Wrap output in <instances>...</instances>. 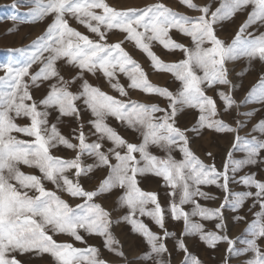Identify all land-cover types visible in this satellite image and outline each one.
Here are the masks:
<instances>
[{"label":"snow or ice","instance_id":"obj_1","mask_svg":"<svg viewBox=\"0 0 264 264\" xmlns=\"http://www.w3.org/2000/svg\"><path fill=\"white\" fill-rule=\"evenodd\" d=\"M23 2L34 5L29 9L34 21L50 15L53 20L43 35L30 45L15 50L22 54L20 59L0 64V71L4 72L0 76V264H21L13 253L48 254L56 264H108L95 246L78 248L71 242H58L53 238L54 235L66 234L77 242L86 243L81 231L102 237L108 251L124 257L119 241L111 231V214L94 202L95 197L117 188L123 190L119 197L120 205L129 209L121 219L130 223L150 246V251L143 258L155 256L157 264H170L163 259L168 253L165 241L176 234L166 228L167 211L173 219L184 222V232L177 240L178 249L185 253L183 264H202L184 243L182 237L186 235H199L212 248L221 241L227 242L229 254L251 252L253 255L247 264H264V249L258 243L264 239V180L257 179L255 174L237 179V173L243 168L264 163L261 157L264 139L241 137L238 128L218 118L220 111L216 100L206 93V88L228 86L229 91L219 89L217 93L223 101V111L226 113L233 106L238 107L231 94L234 86L229 79L226 62L246 58L249 64L257 59L264 63V32L255 35L249 31L257 23L264 25V0H220L214 11L211 4L198 5L194 0H181L188 8L198 11V16L177 12L162 0L142 8L125 9H117L107 0ZM249 6L251 11L231 42L221 39L216 26ZM12 7H16V3ZM97 9L102 12H97ZM67 16L76 18L96 38L72 27ZM10 19L16 20L17 17L13 15ZM174 29L190 37L192 47L172 39L170 33ZM113 30L125 33L124 40L109 42V33ZM125 41L134 42L147 54L154 71L172 73L181 87L173 92L153 84L142 65L123 47ZM153 41L159 42L166 50L183 51L185 58L171 63L163 61L152 50ZM60 60L79 69L77 74L66 80L57 67ZM36 64L41 66L33 73L30 69ZM97 71L103 74L119 97L110 95L84 78L85 72L95 75ZM120 74L128 79L127 87L120 82ZM53 79L56 82L49 84L46 96L38 102L34 100L30 86L39 87ZM78 80L81 81L79 89L73 92L71 85ZM129 89L159 95L168 101V106L162 108L158 104L121 99L128 97ZM252 100L264 103V74L241 103ZM77 101H82L94 117L89 123L97 140L91 143L87 142L83 124L76 136L78 143L64 136L56 124L49 125L48 109L58 111L57 120L62 117L79 119L81 110ZM186 108L197 110L198 117L191 128L182 129L176 126V118ZM157 113L163 115L158 116ZM109 117L138 131L142 136L141 143H131L121 136L107 123ZM17 118H27L30 123L21 126L16 123ZM204 129L236 133L222 170L217 169L214 163L206 164L190 147L188 133L199 135ZM253 131L264 135V120L254 125ZM14 133L31 139H20ZM104 141L110 142L112 147L105 150ZM59 146L75 151L76 155L72 158L53 155L51 150ZM152 146L166 155L158 157L152 154L149 151ZM177 149L182 153L181 160L172 155ZM235 150L245 152V157L235 159ZM84 155L93 157L95 162L84 164ZM207 155L211 157L212 154L209 152ZM21 165L38 169L40 175L23 172ZM101 167L108 168V175L96 189L86 190L80 183V177ZM72 170L75 179L68 175ZM149 174L162 177L171 188L167 210L156 192L140 187L138 177ZM45 182L52 183L57 191L47 189ZM232 182L254 187L256 191H232ZM205 185H215L225 193L219 207L208 208L195 199H216L201 189ZM58 192L81 198L83 202L72 206ZM250 198L254 204H259L260 211L254 213L255 218L245 229L251 237L246 241L247 247L236 250V241L223 234L226 228L223 210L226 207L239 210ZM189 203L193 205L190 213L183 207ZM137 213L140 217H150L163 234L153 232ZM196 216L216 221V231H206L204 224L192 220ZM234 219L241 221L246 218L236 216Z\"/></svg>","mask_w":264,"mask_h":264},{"label":"rangeland","instance_id":"obj_2","mask_svg":"<svg viewBox=\"0 0 264 264\" xmlns=\"http://www.w3.org/2000/svg\"><path fill=\"white\" fill-rule=\"evenodd\" d=\"M157 2L158 0H107V3L117 9H125L130 7L142 8L148 4H153ZM162 2L168 7L182 14H186L189 16L200 15L198 11L185 6L181 2V0H162ZM194 2L198 5L211 4L212 10L214 11L215 8L219 6L220 0H194ZM14 3H16V7H12ZM32 7H34V5L25 3L23 2V0H0V64L20 59L22 54L15 50L30 45L38 37L44 34L48 25L52 22L53 16L51 15L45 17L42 20L34 21L29 12V9ZM96 11L102 12V10L100 9H97ZM250 11L251 6H249L244 11L238 12L230 20L224 21L221 24L217 25V35L221 39L230 43L231 39L238 31L240 25L247 19L248 13ZM13 15L17 17L16 20L10 19V17ZM66 18L69 20V24L81 33L89 35L93 39L96 38L95 35L90 33L87 27L81 25L76 20V18L71 16H67ZM249 31L253 32L255 35H259L260 33L264 32V25L257 23L251 28H249ZM125 35V33H122L119 30H113L111 33H109V42L124 40ZM170 35L175 41L185 44L188 47H192V41L190 37L181 34L178 30H172ZM123 47L131 54V56L135 60H137L142 65V67L147 72L150 81H152L153 84L166 87L173 92H176L181 87L180 82L175 79L172 73L166 71H154L151 67L150 58L147 56L146 53L138 49L134 45V42L125 41ZM151 47L152 50L165 62H178L185 58L183 51L166 50L157 41H153ZM47 55L48 54L45 53V56ZM245 59L246 58H240L234 61L226 62V67L229 73V79L232 81V85L234 86L231 89V94L235 98L238 107L233 106L234 108H231L232 111H230V109L228 112L225 113L223 109L217 104V107L220 111V115L218 118L223 119L228 124L238 128L239 135L241 137L251 138V136H256L257 138L264 139V135H261V133H259L258 131H253L254 125H256L259 121L264 120V103L255 100H252L248 103H241L242 101H244L252 86L257 83L255 82L249 85L247 81L248 78L251 76L258 75L253 72L254 70L250 66L247 67L243 65L247 61V59L246 61ZM256 63L258 66L257 73L264 72V63L262 64V62L258 59L256 60ZM40 66V64L33 65V68L30 69V71L34 73L39 70ZM57 67L60 71V74L64 76L66 80L76 75L79 71V69L67 65L64 60L58 61ZM2 75H4V72L0 71V76ZM84 78L87 79L91 84L98 85L103 91L109 93L110 95L119 97V93L110 87L108 80L103 76L100 71H97L95 75L85 72ZM119 78L120 82L124 84L125 87H127L129 83L128 79L123 74H120ZM25 79L28 78L26 77ZM55 82L56 81L53 79L50 81L43 82L39 87L30 86V92L33 96V99L37 102L41 100L44 96H46L47 91L49 90V84ZM80 83L81 81L78 80L75 84L71 85V90L73 92H76L80 86ZM219 89L229 91L228 86L216 85L209 89L206 88V93L207 95L213 97L215 93H218ZM208 91H212L213 93H209ZM33 92L36 96L33 95ZM235 92L240 95V99L238 97L236 98L234 94ZM120 98L126 100H136L148 104H158L162 108H167L168 106V101L165 98L154 94L148 95L140 90L129 89L128 97ZM214 99L216 100V97ZM76 103L78 108H80L81 110L80 113H83L82 116L79 117V119L75 117H62L57 120V117L59 116L58 111L54 109H48L50 113L53 112L48 117L49 125L56 124L62 134L65 132V135L63 134L64 136L68 137L73 143H78L76 136L78 131L80 130V125L83 124V131L85 132L87 142L91 143L97 140V136L93 134L95 130L93 126L89 123V121L94 119V117L91 111L84 107L82 101H77ZM244 113H251L252 115L247 116L244 115ZM156 115H163V113H157ZM197 117V110L186 108L184 111L178 114L176 118V126L182 129L191 128L193 124H195ZM16 123L23 126V124L26 125L30 123V121L27 118H17ZM107 123L110 124L113 128H115L120 133V135L123 136L129 142L136 144L141 143L142 136L138 131L127 127L123 123L116 120L114 117H109ZM14 135H17L20 139H31L30 137L19 133H14ZM188 135L190 137V147L192 151L206 164L214 163L217 169L222 170V166L225 163L227 153L229 152V150L232 149L236 133H220L214 130L204 129L199 135L192 132H189ZM110 147H112V144L108 141H104L105 150ZM51 151L53 155L64 158H72L76 155L75 151L67 149L63 146L53 148ZM149 151L158 157H164L166 155L165 152L155 146L150 147ZM209 152L212 154L211 157L207 155V153ZM172 155L176 160H181L183 158L182 153L178 149L174 150L172 152ZM245 155L246 153L240 150H235L233 152V157L235 159H243ZM137 157L139 158V154H137ZM261 157L264 159V153L261 154ZM82 160L84 164L94 163L93 157L87 155H84L82 157ZM112 162L115 163L114 158H112ZM260 165L261 168H259ZM20 167L21 170L27 174L40 175L39 170L34 167H28L24 165H21ZM108 171L109 170L107 167L96 168L87 176H81L80 183L86 190H94L99 186L100 182L108 175ZM246 174H255L256 178L258 177L257 179L264 180V163H259L258 165H249L243 168L237 173V179L239 178V176H243ZM68 175L70 178L75 179L74 170L70 171ZM138 180L142 189H144L145 191L156 192L158 194V198L161 205L167 210L171 199L169 195L171 192V188L165 184L163 178L149 174L143 177H138ZM45 186L49 190L57 191L55 189V186L50 182H45ZM230 188L232 191L235 192L256 191L254 187L245 186L238 182L230 183ZM201 189L205 192L210 193L211 196L216 197V199H203L200 197H196L195 199L198 200V202L202 206L208 208L219 207L218 204L222 202L223 197L225 195L223 190H221L215 185L201 186ZM122 191L123 190L118 188L113 189L110 192L95 197L94 202L102 205V207L109 211V213L111 214V219L113 221L111 225V231L114 234L115 238L119 241V247L124 252V257L117 256L114 253L108 251L104 247L102 237L98 235H89L81 231V235L84 236V240L86 241V243L77 242L72 237L66 234H58L55 235L56 238L55 236L53 238L56 239L58 242H71L78 248H86L89 245L95 246L100 249L101 258L108 261V264H157L158 258L155 256H153L152 259L143 258L144 254L150 251V246L141 234L133 230V226L130 223L125 222L121 219L129 211L127 207L121 206L119 203V197L122 195ZM58 194L61 195L62 198L65 199L72 206L81 204L83 202L81 198H72L64 192H58ZM221 197L222 200L220 199ZM176 201H179V190H177ZM183 206L185 211L189 213L191 212L193 207L191 203ZM147 207L151 208L152 205H148ZM223 211L224 221L226 224V228L224 229L223 234H226L227 236L236 241L234 246L236 250L244 249L245 247H247L246 241L251 238L249 234L245 233V229L247 228L248 223H250L255 218L254 213L260 211L259 204H254L253 199L250 198L245 201L243 207H241L239 210H233L232 208L226 207ZM137 216L145 224H147L153 232L160 233L161 235L163 234L162 230L154 223V221L150 217H140L138 213ZM236 216H243L246 219L237 221L234 219V217ZM192 220L194 222L204 224L206 228L208 227V229L205 228V230L207 231H216V221L203 220L199 216L192 217ZM116 221L120 222L117 223ZM184 227L185 226L183 220L177 221L173 219L169 214H167L166 211V228L168 229V231L176 234L174 237H169L165 241L168 247V253L164 255L163 259L166 262H170V264H183L185 253L182 250L178 249L177 240L181 238V234L184 232ZM238 237L239 239H237ZM182 238L184 240V243L187 245L189 252L193 256L198 257L202 261V264H247V261L253 255L251 252L244 254H236V252H233L232 254H229L227 251L229 247L228 243L224 241L219 242L215 248L209 247L205 242L200 239L199 235H186ZM258 243L260 244L261 248L264 249V239H260ZM207 252L209 253L207 254ZM14 254L16 256V259L18 258L21 264H24L22 260L30 261V259H33L35 261L33 262V264H56L54 259L51 258L48 254L46 257H49L48 259L41 256H36L34 253H29L30 255L28 253H13L12 255ZM28 255L30 256V259ZM20 256L22 257V259H20ZM34 257H36V260L34 259ZM29 264H32V261Z\"/></svg>","mask_w":264,"mask_h":264},{"label":"bare ground","instance_id":"obj_3","mask_svg":"<svg viewBox=\"0 0 264 264\" xmlns=\"http://www.w3.org/2000/svg\"><path fill=\"white\" fill-rule=\"evenodd\" d=\"M245 61H246V59H245ZM248 61V60H247ZM246 61V63H244L243 65H245V66H247V67H251L254 71L253 72H255V74H258L257 76L255 75V76H251V77H249L248 78V83H249V85L250 84H253V83H255V82H257L259 79H260V77H261V75L262 74H264V72H259V73H257L258 72V66H257V63H256V60H254V61H252V63L251 64H249V62H247ZM241 64V63H240ZM263 64V63H262ZM262 66V65H261ZM243 68H244V66H243ZM242 72V71H241ZM63 73V72H62ZM245 73V72H244ZM171 75V74H170ZM72 76V75H71ZM168 76V75H167ZM165 80H166V78H165ZM156 81V80H155ZM242 81V80H241ZM152 82V81H151ZM153 83V82H152ZM172 83V82H171ZM161 84V83H160ZM168 84V83H167ZM163 85V84H162ZM75 87H77V86H75ZM72 88V87H71ZM74 89V88H73ZM77 89V88H76ZM75 89V90H76ZM79 89V88H78ZM209 89V88H208ZM247 91V90H246ZM48 92V91H47ZM209 93L211 92V93H213L212 91H208ZM217 92V91H216ZM235 94V96H236V98L238 97H240V95L237 93V92H235L234 93ZM33 95H35L34 94V92H33ZM241 95H244V94H241ZM36 96V95H35ZM42 96V95H41ZM215 97H216V100H217V104L223 109V107H224V105H223V101L219 98V96H218V94L217 93H215V95H214ZM213 96V97H214ZM214 97V98H215ZM34 98H37V97H34ZM240 99V98H239ZM234 108V107H233ZM232 108V109H233ZM232 109L230 110V111H232ZM259 109V108H258ZM257 109V110H258ZM263 109V108H262ZM55 110V109H54ZM53 112H51L50 114H52ZM55 113H57V112H55ZM234 113V112H233ZM82 112L80 113V116H82ZM229 114V113H228ZM83 118V117H82ZM24 119V118H23ZM24 125V124H23ZM63 130V129H62ZM64 135H65V132L63 133ZM221 139V138H220ZM94 159V158H93ZM263 159V158H262ZM95 162V161H94ZM210 162V161H209ZM258 165V164H257ZM262 165V164H261ZM261 165H260V167L259 168H261ZM256 167V166H255ZM258 167V166H257ZM260 170H262V169H260ZM259 171V170H258ZM260 175V174H259ZM262 177V176H261ZM258 178V177H257ZM143 179V178H142ZM261 180V179H260ZM263 180V179H262ZM143 183V182H142ZM145 185V184H144ZM212 187V186H211ZM210 187V188H211ZM148 188V187H147ZM206 188V187H205ZM214 190V189H213ZM218 191V190H217ZM216 193V192H215ZM159 194H160V192H159ZM222 196V195H221ZM221 200H222V197L220 198ZM219 203H220V200H219ZM253 203V202H252ZM218 205H220V204H218ZM253 205V204H252ZM184 207V206H183ZM188 207V206H187ZM191 207V206H190ZM258 210V209H257ZM168 221V220H167ZM209 225V224H208ZM243 225H244V223H243ZM206 228V227H205ZM206 229H208V227L206 228ZM207 231V230H206ZM212 231V230H211ZM181 233V232H180ZM51 234V233H50ZM55 236V235H54ZM55 238H56V236H55ZM62 242V241H61ZM97 245V244H96ZM206 247V246H205ZM209 252H207V254H208ZM17 254V253H16ZM29 254V253H28ZM200 254H201V252H200ZM216 254H217V251H216ZM15 255V254H14ZM30 255V254H29ZM28 255V256H29ZM214 256V255H213ZM21 257V256H20ZM22 257H23V255H22ZM22 257L20 258V259H22ZM41 257H44V258H46L47 257V254H44L43 256H41ZM51 257V256H50ZM43 258V259H44ZM49 258V257H48ZM48 258H46V259H48ZM52 258V257H51ZM209 258V257H208ZM18 259V258H17ZM29 259H30V256H29ZM28 259V260H29ZM34 259L36 260V257H34ZM39 259V258H38ZM45 259V260H46ZM42 260V259H41ZM32 261V264H33V262H35L33 259H30V261H24V260H22V262L25 264H29L30 262ZM37 262H38V260H37ZM41 262H43V261H41ZM204 263V262H203ZM35 264H37V263H35Z\"/></svg>","mask_w":264,"mask_h":264}]
</instances>
